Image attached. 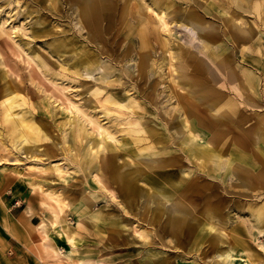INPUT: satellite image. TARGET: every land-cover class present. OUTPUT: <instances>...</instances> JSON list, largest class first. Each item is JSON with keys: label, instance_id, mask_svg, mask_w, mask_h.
Wrapping results in <instances>:
<instances>
[{"label": "bare ground", "instance_id": "6f19581e", "mask_svg": "<svg viewBox=\"0 0 264 264\" xmlns=\"http://www.w3.org/2000/svg\"><path fill=\"white\" fill-rule=\"evenodd\" d=\"M33 1L47 47H0L16 57L0 67V164L15 159L0 194L35 192L39 264L134 243L157 264L155 238L178 250L161 264L192 242L210 264H264V0Z\"/></svg>", "mask_w": 264, "mask_h": 264}, {"label": "rangeland", "instance_id": "374dc122", "mask_svg": "<svg viewBox=\"0 0 264 264\" xmlns=\"http://www.w3.org/2000/svg\"><path fill=\"white\" fill-rule=\"evenodd\" d=\"M11 1L13 2L12 4L10 3L7 4L6 0H0V21L7 20L5 22V29L7 32H10L12 36L14 35L15 38V39H11L7 35H5L4 37L3 36L0 37L1 40L0 47L4 48L2 52L5 53L6 57H8L10 53V48L15 45L14 44L15 40L21 42L22 44H25V42L30 41L31 45H35L36 47L37 46L41 47L42 49L47 47V42L51 40V37H43L38 39L34 38L35 33L33 31V28L39 26L36 25L35 27L33 25V20L38 17V13L34 12V14L31 16H28L27 13H25L28 7H34V6L39 7L40 5H38V3H36L33 0L30 1L11 0ZM133 2L148 3L149 0H133ZM41 10L43 12L44 9ZM45 13L47 14L46 10ZM45 13L43 14V16H46ZM47 18L50 20L48 27L51 28L53 27L54 30H60V28H62L61 22L60 20L56 19V16L54 17L49 16ZM56 25L59 26L55 27ZM5 39H7L8 42L5 41ZM10 59L15 60L16 57L11 56L9 58H1L0 60L2 62H0V67H4L5 66L4 62L10 61ZM130 64H134L133 66L135 67V63L133 61H131ZM94 78H95V74L91 75L88 79L91 80ZM63 81L65 86L69 84V80H63ZM28 85L31 87L32 93H34L35 98H39L38 96L39 94L40 95L50 94V92L48 91L46 92L41 91L37 94L36 92L33 91V89L37 87L30 84V82H28ZM40 85L38 84L37 86ZM67 90H69L70 92L74 91L69 88ZM54 91L56 92V94L61 96V93L57 89H55ZM61 103L62 101H56L55 104H61ZM149 115L153 116L152 113H150ZM105 121L107 120L105 119L104 122ZM99 136L100 135H98V137ZM1 154L3 156V160L2 163L0 164V178L2 177V167L4 166V164H6L7 167L9 166L12 167L14 165L13 163H15L14 155L10 154V156L8 155L9 157L5 156L3 151ZM76 181L77 184H80L79 180ZM30 194L34 195L35 192H33L31 188L28 187H25L24 190H22V192L19 194L14 193V188H11L9 191L7 190L5 193L0 194V264H39V259L38 257H36L38 256V247L33 239V236L38 231L37 226L40 222L41 211H39L37 207L31 211L30 210L28 211L27 205ZM110 201L111 198L109 195H107L98 204L97 209L103 212H107L109 208L106 204ZM236 215L237 213H235V219L231 218L233 223H236L235 222L236 219H240ZM125 233L126 234L133 233V230L130 227H127ZM137 236L140 239V236L139 235ZM87 240L88 241L86 245L90 249L89 251H93V249L97 245V241L93 242L96 240L95 237L91 234L89 235ZM166 240L171 244L173 243L171 241L170 236H167ZM262 240L264 241V238H262ZM151 242L152 244L151 246L148 245L149 246L148 248L157 251L159 254V256H156L153 259L155 263L161 264L162 255L164 256L168 255L169 257H175L177 255L178 252L177 249L163 246L160 239L155 238ZM134 244L135 245L132 244L127 245L125 246L126 248L114 247L111 251L105 253V255L103 256L104 258H101L97 253L93 254L92 252H90L87 254L90 255L91 258L101 259L100 264H153L151 263V258L149 257L144 258L143 256L147 248H144L143 246L141 247L140 243H134ZM190 245L191 246L189 248L187 246L183 248L184 251L183 253L185 255L184 257L175 259V264H210L211 263L210 256L213 254L212 252H210L206 256L201 255L200 254L201 251H197L196 246L193 245V242ZM254 245L255 248L261 251V254L264 255V250L261 249L260 246H258V243L256 241H254ZM136 248H141L142 255L141 253H137ZM141 260L146 261L147 263H141Z\"/></svg>", "mask_w": 264, "mask_h": 264}]
</instances>
